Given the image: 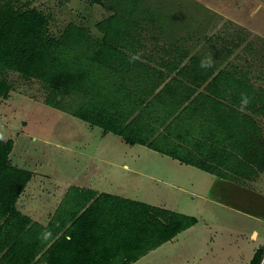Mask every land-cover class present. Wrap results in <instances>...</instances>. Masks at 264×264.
<instances>
[{
    "label": "trees",
    "instance_id": "16d2710c",
    "mask_svg": "<svg viewBox=\"0 0 264 264\" xmlns=\"http://www.w3.org/2000/svg\"><path fill=\"white\" fill-rule=\"evenodd\" d=\"M90 1L111 12L95 24L97 36L69 23L53 37L37 9L0 7V99L10 91L3 73L15 72L41 83L47 105L127 144L143 145L224 180L251 181L264 173V131L256 118L264 117V90L246 72L222 67V56L191 54L176 46L164 50L176 57L163 60L165 71L157 70L136 55L143 29L163 31L173 25L145 0ZM108 94H155L166 99L168 115L153 132L137 118L90 104ZM245 97L247 105L242 104ZM66 98L71 104L64 105ZM12 147L13 141L0 134V264H131L197 222L193 216L78 187L68 189L47 225L33 222L16 208L32 172L10 163ZM250 264H264L263 248Z\"/></svg>",
    "mask_w": 264,
    "mask_h": 264
},
{
    "label": "rangeland",
    "instance_id": "374dc122",
    "mask_svg": "<svg viewBox=\"0 0 264 264\" xmlns=\"http://www.w3.org/2000/svg\"><path fill=\"white\" fill-rule=\"evenodd\" d=\"M145 1L150 10L173 25L163 31L143 29L142 43L148 52L161 55L176 46L191 54L204 51L209 57L219 55L225 58L222 67L236 66L248 74L255 87L264 90V0ZM0 7L37 9L47 18L46 30L53 37H58L69 23L97 36L95 24L111 14L90 0H0ZM2 78L10 91L6 99H0V131L4 138L14 141L12 161L20 159L21 168L35 170L34 180L72 182L82 171L96 168L106 181L127 187L128 196L139 202L156 206L165 203L178 213L190 212V203L194 214L206 204L198 196L192 200L178 190L179 186L187 188L189 179L197 173L206 172L190 167L196 174L182 178L175 168L180 162L143 145L127 144L118 135L47 105V93L38 80L24 79L11 71L4 72ZM69 104L66 98L64 105ZM90 104L128 116L129 120L137 118L153 132L159 131L168 115L166 99L155 94L150 98L101 95ZM256 118L264 131V117ZM212 196L208 198H215ZM208 208L221 218L214 222L227 224L233 220L218 204Z\"/></svg>",
    "mask_w": 264,
    "mask_h": 264
},
{
    "label": "crops",
    "instance_id": "0c3cea01",
    "mask_svg": "<svg viewBox=\"0 0 264 264\" xmlns=\"http://www.w3.org/2000/svg\"><path fill=\"white\" fill-rule=\"evenodd\" d=\"M143 44L141 38L136 55L142 61L149 59L150 65L157 70L165 71L163 60L171 61L176 57V54L171 52H161V55L148 52ZM0 134L3 140H9L3 137L1 131ZM14 151L13 141L9 160L13 166L21 168L23 165L20 159L12 161ZM190 167L192 166L180 163L175 168L182 178L188 179L190 175L192 178L196 174ZM31 172L32 177L20 194L16 208L33 222L41 225L48 224L70 187L134 200L128 196L127 187L106 181V177L96 168L82 171L72 182L50 179L37 181L34 180L37 172L35 170ZM205 174L197 173L193 180L189 179L187 188L178 187L179 192L187 194V197L191 196L192 200L198 196L203 203L209 202V206L215 203L222 209L226 208L225 213L230 212L233 220L227 224L214 222L221 218L216 212H210L209 206L202 204L196 210L197 214H194L195 208L188 203L190 212L179 213L194 215L197 219L196 224L131 264H239L242 262L249 264L255 251L264 248V173L254 180L240 182ZM157 206L177 212L168 208L165 203ZM246 231L249 232L248 237Z\"/></svg>",
    "mask_w": 264,
    "mask_h": 264
},
{
    "label": "clouds",
    "instance_id": "9594fccd",
    "mask_svg": "<svg viewBox=\"0 0 264 264\" xmlns=\"http://www.w3.org/2000/svg\"><path fill=\"white\" fill-rule=\"evenodd\" d=\"M201 66H202V67L204 66L203 62H202V64H201ZM248 102H249V101H248V99H247L246 97L242 100V104H243V105H247Z\"/></svg>",
    "mask_w": 264,
    "mask_h": 264
}]
</instances>
